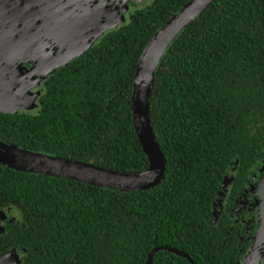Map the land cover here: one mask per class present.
<instances>
[{"label": "trees", "instance_id": "obj_1", "mask_svg": "<svg viewBox=\"0 0 264 264\" xmlns=\"http://www.w3.org/2000/svg\"><path fill=\"white\" fill-rule=\"evenodd\" d=\"M189 1L131 9L44 78L38 111L0 110V140L117 171L147 169L132 122L134 74L149 39ZM149 118L166 159L164 178L149 189L0 164V210L11 213L0 253L14 249L20 264H146L154 247L169 246L195 264H235L232 222L212 212L225 177L240 190L263 164L264 0H215L175 36L155 71ZM150 264L191 263L160 249Z\"/></svg>", "mask_w": 264, "mask_h": 264}, {"label": "water", "instance_id": "obj_2", "mask_svg": "<svg viewBox=\"0 0 264 264\" xmlns=\"http://www.w3.org/2000/svg\"><path fill=\"white\" fill-rule=\"evenodd\" d=\"M41 1L42 9L32 6L31 3L23 4L21 0H9L3 5L0 4V39H4L11 32L15 33L11 47L7 48L3 44L0 46V63L6 62L5 65H0V74L7 70L3 81L8 88L10 87L9 92L0 89L1 111L16 113L23 109L34 108L40 91L32 92L31 88L36 87L55 68L66 65L74 57L82 55L105 31L124 22V12L127 11V3L130 0H119L116 4L119 7L118 12H111V7L95 6L91 14L83 12L74 15L72 19L63 21V24L52 23L59 15L56 10L51 11L48 0ZM214 1L190 0L187 2L153 34L140 55L133 79L131 112L136 135L149 161L147 169L140 172L117 171L61 156L29 151L2 140H0V164L18 171L65 178L125 192L149 189L160 183L164 178L166 159L155 139L149 118V97L155 71L169 43ZM17 22L22 25L17 26ZM63 30L67 32L64 33ZM26 35L30 39V48L37 49L35 53H32L39 55V62L34 61L35 65L24 71L20 66L21 60H16L14 57L12 62L9 51L16 49L20 52L19 45L23 46L22 40ZM79 41L84 42L83 47L73 51V46ZM59 42L67 45L65 49L57 46L59 48L56 54L54 45L56 46ZM32 49L29 51L30 54ZM9 63L14 66L8 67ZM15 69L21 76L19 80L13 74ZM228 179L230 180L227 182ZM231 179L226 177L220 188L223 185L227 186ZM257 190L261 195L258 211L261 224L257 238L260 243L263 240L259 238V235H264V175ZM6 216V213L0 210V233L3 232ZM160 249L171 251L186 258L191 264H195L189 254L169 246L154 247L148 253L146 264L151 263L153 255ZM20 262V254L14 249L0 253V264H20Z\"/></svg>", "mask_w": 264, "mask_h": 264}, {"label": "flooded vegetation", "instance_id": "obj_3", "mask_svg": "<svg viewBox=\"0 0 264 264\" xmlns=\"http://www.w3.org/2000/svg\"><path fill=\"white\" fill-rule=\"evenodd\" d=\"M6 1L9 0H0V4L3 5ZM118 1L119 0H48V4L51 11L56 10L59 15L58 18H56V20L52 23L63 24V21L70 18L72 19L74 15L82 14L83 12L91 14V11H94L93 8L95 6L103 8L111 7V12H118L117 9L119 7H117L116 5ZM144 1L150 0H130L127 3L128 9L124 12L125 19L128 18L131 9L137 7ZM21 2L23 4H25L26 2L31 3L32 6H36L39 9L43 8V3L41 0H21ZM19 25H22V23L19 24L17 22V26ZM62 32L65 33L67 31L63 30ZM60 34L61 33H59V35ZM101 35L98 37V39L101 37ZM46 38L47 37H45V39ZM22 44L23 46L20 44V48H18L19 50H21L22 54L20 58V66L24 69V71H27L35 65V62L30 59V56H28V51L32 49L30 48L31 43L29 36H25V38L22 40ZM47 45L51 47L49 43H47ZM66 45L67 44L64 42H59L56 46L54 45V47L59 46L65 49ZM55 53L58 54V51H56ZM43 80H41V82L36 85V87H32L31 91H41L42 93L44 91ZM40 95L41 94H39V96L37 97L38 99H36L37 104L40 102ZM38 107L39 106L37 105V107L33 109H23L20 111L35 112L36 110L38 111ZM262 163L263 164L260 165L263 166L264 159ZM260 170V172L255 171V174L253 176L243 181L241 183L240 190H237L238 192L236 190H234L233 192L230 191V182L223 190L219 191L221 193L220 198L217 199L213 205L212 213L213 216L216 215L217 220L220 219L222 222H232V227L228 225L227 233H230L231 237L236 238L237 245L240 246L237 253V261L235 264H264V240L260 243L257 241L258 230L261 224L258 214L261 195L257 189L262 178V174L264 173L263 169L260 168ZM229 172L231 174V172H233V169L231 168ZM230 177L233 178V176L231 175ZM232 232L234 234H232Z\"/></svg>", "mask_w": 264, "mask_h": 264}, {"label": "rangeland", "instance_id": "obj_4", "mask_svg": "<svg viewBox=\"0 0 264 264\" xmlns=\"http://www.w3.org/2000/svg\"><path fill=\"white\" fill-rule=\"evenodd\" d=\"M14 37H15V33H10L8 36H5L4 37V39L3 38H1L0 39V46L3 44V45H5L7 48H9V47H11V44H13V40H14ZM3 39V40H2ZM98 39V38H97ZM97 39L92 43V45L94 44V43H96V41H97ZM83 45H84V42L83 41H79V42H77L74 46H73V48H72V50L73 51H78L81 47H83ZM91 45V46H92ZM58 47H56L55 48V50H57L58 51V49H57ZM37 51V49H32L31 50V54H30V52L28 51V53H29V55H30V59H32L33 61H35V62H39V55L38 54H33V53H35ZM10 54L12 55V57H11V60H12V62H13V60H14V57H15V59L16 60H20V58H21V56H22V54H21V51L20 52H18V50H16V49H11L10 51ZM8 52V53H9ZM33 52V53H32ZM33 54V55H32ZM28 55V56H29ZM6 64V62H4V63H0V65H5ZM7 66L8 67H10V66H14L13 64H11V63H9V64H7ZM1 67V66H0ZM18 67H16V69H17ZM16 69H15V71L13 72V74L14 75H16L17 77H18V80L20 79V75L17 73V71H16ZM1 72V71H0ZM7 72V70H4V72L3 73H1L0 74V80H2L1 82H0V89L1 90H3V91H6V92H9L8 90L10 89V87L8 88V86H7V84L3 81V79L5 78L4 77V74ZM35 108V107H34ZM33 109V108H32ZM30 110V109H29ZM260 168L261 169H263L264 170V165L262 166V165H259L258 167H256L255 168V170H256V172H260L261 170H260ZM258 170V171H257ZM264 175V173L262 174V176ZM230 179H228L227 180V182L229 181ZM226 186L225 185H223V187L222 188H220L221 190H223L224 188H225ZM7 215H11V213H9V212H5ZM259 238L261 239V240H264V235H259Z\"/></svg>", "mask_w": 264, "mask_h": 264}]
</instances>
